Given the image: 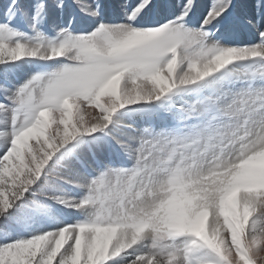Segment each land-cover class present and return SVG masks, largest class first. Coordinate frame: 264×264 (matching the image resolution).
I'll return each instance as SVG.
<instances>
[{
    "label": "snow or ice",
    "instance_id": "6c2138e0",
    "mask_svg": "<svg viewBox=\"0 0 264 264\" xmlns=\"http://www.w3.org/2000/svg\"><path fill=\"white\" fill-rule=\"evenodd\" d=\"M171 7L0 8V264H264V0Z\"/></svg>",
    "mask_w": 264,
    "mask_h": 264
},
{
    "label": "rangeland",
    "instance_id": "374dc122",
    "mask_svg": "<svg viewBox=\"0 0 264 264\" xmlns=\"http://www.w3.org/2000/svg\"><path fill=\"white\" fill-rule=\"evenodd\" d=\"M7 0H3L2 2L0 1V8L3 7V4L6 3ZM55 0H49V3H54ZM110 3H114L119 5L122 0H109ZM157 3L160 2H166L168 3L171 7L172 11H176L179 8V5L181 3V0H156ZM256 0H235V3L237 5L245 4V3H255ZM211 3V0H196V7L192 16L193 20H199L207 11L209 5ZM255 29H252L251 31H244L240 34L239 39L248 41L254 39V33ZM93 110L92 109H86V119L88 118V114L91 113Z\"/></svg>",
    "mask_w": 264,
    "mask_h": 264
},
{
    "label": "trees",
    "instance_id": "16d2710c",
    "mask_svg": "<svg viewBox=\"0 0 264 264\" xmlns=\"http://www.w3.org/2000/svg\"><path fill=\"white\" fill-rule=\"evenodd\" d=\"M1 2L3 1V0H0Z\"/></svg>",
    "mask_w": 264,
    "mask_h": 264
}]
</instances>
